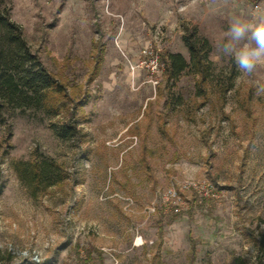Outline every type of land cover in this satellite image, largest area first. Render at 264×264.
I'll use <instances>...</instances> for the list:
<instances>
[{
  "label": "rangeland",
  "instance_id": "obj_1",
  "mask_svg": "<svg viewBox=\"0 0 264 264\" xmlns=\"http://www.w3.org/2000/svg\"><path fill=\"white\" fill-rule=\"evenodd\" d=\"M1 1L80 131L59 138L66 115L32 109L0 122V264H264V67L245 76L222 53L264 0ZM183 24L212 42L217 80L234 69L224 97L144 65L148 46L189 56ZM37 153L66 177L33 194L14 161Z\"/></svg>",
  "mask_w": 264,
  "mask_h": 264
},
{
  "label": "trees",
  "instance_id": "obj_2",
  "mask_svg": "<svg viewBox=\"0 0 264 264\" xmlns=\"http://www.w3.org/2000/svg\"><path fill=\"white\" fill-rule=\"evenodd\" d=\"M183 29L182 39L189 56L181 52H163L167 79L175 84L184 74H192L197 95L206 96L210 86L218 83V94L224 97L234 86V69H229L225 79L217 80L215 61L211 58L212 42L199 32L197 26L183 24ZM66 88V84L45 67L31 48L22 26L11 18V6L1 1L0 122H5L8 114L15 110L32 109L50 118L65 114L64 120L52 121L50 126L59 138H73L80 128L76 110H71L67 104L70 97ZM178 101H182L180 94ZM14 168L33 194L61 183L66 177L57 160L39 153L33 159L15 160ZM260 243L264 254V242Z\"/></svg>",
  "mask_w": 264,
  "mask_h": 264
},
{
  "label": "clouds",
  "instance_id": "obj_3",
  "mask_svg": "<svg viewBox=\"0 0 264 264\" xmlns=\"http://www.w3.org/2000/svg\"><path fill=\"white\" fill-rule=\"evenodd\" d=\"M222 53L234 59L242 75L252 76L264 67V16L254 20L234 18L229 25L228 41L222 44ZM253 94L264 97V83L257 82Z\"/></svg>",
  "mask_w": 264,
  "mask_h": 264
},
{
  "label": "built area",
  "instance_id": "obj_4",
  "mask_svg": "<svg viewBox=\"0 0 264 264\" xmlns=\"http://www.w3.org/2000/svg\"><path fill=\"white\" fill-rule=\"evenodd\" d=\"M145 61L144 65L150 68L152 71H160L161 69L165 68V61L160 59V56L157 50L153 46H148L145 50ZM172 194L173 191L170 190Z\"/></svg>",
  "mask_w": 264,
  "mask_h": 264
}]
</instances>
